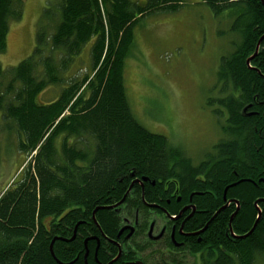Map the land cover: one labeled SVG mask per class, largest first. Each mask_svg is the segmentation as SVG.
<instances>
[{
	"label": "trees",
	"instance_id": "1",
	"mask_svg": "<svg viewBox=\"0 0 264 264\" xmlns=\"http://www.w3.org/2000/svg\"><path fill=\"white\" fill-rule=\"evenodd\" d=\"M202 1L217 18L229 13L236 41L219 65L221 96L209 100L227 116L225 137L199 165L137 121L124 78L136 28L178 11L183 0L44 1L32 55L16 67L0 64V136L15 137L19 153L31 157L0 196V264H107L117 249L102 235L116 238L117 218L101 208L121 202L134 179L144 182L149 203L165 204L176 182L184 201L193 195L200 214L187 224L198 235L190 257L264 264V4ZM23 15L24 0H0V55L10 22ZM50 88L59 95L40 103ZM134 189L122 204L131 213L146 209ZM167 259L158 264L188 258Z\"/></svg>",
	"mask_w": 264,
	"mask_h": 264
},
{
	"label": "rangeland",
	"instance_id": "2",
	"mask_svg": "<svg viewBox=\"0 0 264 264\" xmlns=\"http://www.w3.org/2000/svg\"><path fill=\"white\" fill-rule=\"evenodd\" d=\"M44 1L24 0L23 19L10 22L7 51L0 55L4 69L32 55ZM183 2L178 11L147 17L136 28L124 78L137 121L149 132L166 137L199 165L225 137L222 127L227 116L216 115L214 111L221 108L209 106V100L221 96L219 65L233 52L236 35L231 32L229 13L217 18L202 0ZM58 95V88H50L39 102H52ZM30 160L19 153L15 137L0 136V196ZM196 262L189 257L184 264Z\"/></svg>",
	"mask_w": 264,
	"mask_h": 264
},
{
	"label": "flooded vegetation",
	"instance_id": "3",
	"mask_svg": "<svg viewBox=\"0 0 264 264\" xmlns=\"http://www.w3.org/2000/svg\"><path fill=\"white\" fill-rule=\"evenodd\" d=\"M147 182L145 181V183ZM176 184L174 195L166 199L165 204H163L149 203L145 200L146 186L141 179H134L131 182L133 187L127 196L133 194L136 185L140 186V201L146 209L140 211L138 207L133 211L134 213L125 210L122 204L127 196L121 202L112 206L113 208L110 210L116 213L117 218V235L115 239H109L104 235L102 237L105 246H116L117 254L114 257L112 254L109 255L110 261L108 263L118 257L117 261H122L121 264H158V260L164 258L173 261L184 254H187V258L190 257L192 239L198 235L191 232L187 224L200 213L197 212V208L193 204V195H190L184 201L183 195L179 194V183L176 182ZM152 186H155V184L153 183ZM165 188L167 189V185H165ZM128 227L134 229L131 237V230L127 229ZM196 241L197 243L200 242L199 240ZM99 244L100 242L97 243L98 246ZM86 248H88V243ZM97 250L98 248L95 251V259H97ZM191 257L193 258V256ZM96 261L97 264H101L98 260ZM196 264L201 263L197 261Z\"/></svg>",
	"mask_w": 264,
	"mask_h": 264
},
{
	"label": "water",
	"instance_id": "4",
	"mask_svg": "<svg viewBox=\"0 0 264 264\" xmlns=\"http://www.w3.org/2000/svg\"><path fill=\"white\" fill-rule=\"evenodd\" d=\"M262 3L264 4V0H262ZM260 46H261V41H259V43H258V45H257V48H256V52H255V54H254V56L251 58V59H249L248 60V64H250V62H251V60L255 57V56H257L258 55V53H259V49H260ZM145 181H147V179H144ZM132 187H133V185L130 187V189H129V191L127 192V194L130 192V190L132 189ZM127 194H126V196H127ZM111 208H113V207H107V208H101V209H104V210H107V209H111ZM227 208V205L225 206V207H223V209L222 210H224V209H226ZM95 214H96V212H94L93 213V219H94V222L96 223V220H95ZM235 217V214L232 216V218H231V222H232V220H233V218ZM260 218V217H259ZM256 224H257V222H256ZM256 224H255V226H256ZM255 226H254V228H255ZM254 228L252 229V231L254 230ZM126 229V228H125ZM124 229V230H125ZM127 229H130L131 230V234H130V237L133 235V233H134V229L133 228H131V227H128ZM230 230H232L231 229V227H230ZM251 231V232H252ZM250 234V233H249ZM74 239V238H73ZM72 239V240H73ZM57 239H55L54 241H53V243L56 241ZM71 240V241H72ZM53 243L51 244V252L53 251ZM87 243H88V240H86L85 241V246L87 247ZM53 253V252H52ZM88 255V248H86V256ZM119 258V257H118ZM117 258V259H118ZM117 259H115L114 261H112L110 264H112V263H114V262H116L117 261Z\"/></svg>",
	"mask_w": 264,
	"mask_h": 264
}]
</instances>
